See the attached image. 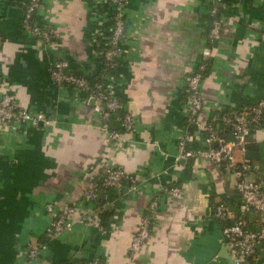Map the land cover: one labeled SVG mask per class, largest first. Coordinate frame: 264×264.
Returning <instances> with one entry per match:
<instances>
[{
	"label": "crops",
	"instance_id": "obj_1",
	"mask_svg": "<svg viewBox=\"0 0 264 264\" xmlns=\"http://www.w3.org/2000/svg\"><path fill=\"white\" fill-rule=\"evenodd\" d=\"M24 1L0 0V96L13 94L17 109L43 114L49 124L0 126V264H235L213 216L216 202L238 203L230 174L202 155L174 160L184 130L192 132V146L204 147L181 96L206 46L210 0H128L121 56L108 81L135 118L120 140L99 128L100 114L84 92L49 77L55 59L85 76L102 71L105 0H43L37 18L56 32L49 43L22 28ZM221 1L228 3L218 4L222 27L201 84V122L264 98V0ZM236 159L251 163V178L264 171V122ZM106 167L130 172L137 185L88 203L84 190ZM166 185L183 193L158 196L150 236L129 259L140 218ZM49 203L55 210L93 207L95 220L87 225L73 215L71 230L47 239ZM39 246L29 258V247Z\"/></svg>",
	"mask_w": 264,
	"mask_h": 264
},
{
	"label": "built area",
	"instance_id": "obj_2",
	"mask_svg": "<svg viewBox=\"0 0 264 264\" xmlns=\"http://www.w3.org/2000/svg\"><path fill=\"white\" fill-rule=\"evenodd\" d=\"M206 31V46L194 68L186 76L182 86V96L187 107L186 122L203 132L204 147L192 146L194 136L191 131L184 130L177 141V152L174 160L190 159L196 155L205 156L209 161L220 167L232 178V187L238 196L236 207L227 202L219 201L213 205V216L221 222V238L234 258L235 264H264V171L251 178V163L246 159L237 160L236 153L244 152L247 144L257 128L264 122V98L244 105L240 108H229L212 114L206 122L198 118L202 109L201 84L206 70V60H209L221 32L222 22L219 18L225 1L210 0ZM128 0H105L101 9L105 8L110 16V28L105 34L101 55L106 70L116 69L121 56V47L126 33L124 9ZM43 0H25L21 16L22 28L33 38L42 43H49L56 38V32L48 25L39 22L37 12L42 8ZM113 75L106 73L100 80H90L88 76L71 71L69 62L65 59H55L49 70L50 80L56 86H64L84 92L93 99V108L100 114L99 128L112 139H122L135 126V118L131 112L124 109L123 100L109 88V79ZM13 122H29L33 126L49 120L43 114H33L17 109L13 94L0 96V126ZM136 178L130 172L120 167H106L98 177L92 178L83 193L88 203H95L99 196L111 190L117 194L135 189ZM183 193L179 185L162 186L158 195L151 200L140 218L138 228L128 247L127 257L133 259L144 246L150 236L152 214L158 206V196H177ZM93 207L81 210L74 204L64 205L59 210L54 205H46L50 216L45 230L47 239H51L72 229L71 216L78 215L79 221L90 225L95 216ZM252 216L254 220L250 221ZM99 232L106 231L103 225H98ZM43 247V246H42ZM39 247H29L28 257L35 258ZM86 264H102L98 259H92Z\"/></svg>",
	"mask_w": 264,
	"mask_h": 264
},
{
	"label": "trees",
	"instance_id": "obj_3",
	"mask_svg": "<svg viewBox=\"0 0 264 264\" xmlns=\"http://www.w3.org/2000/svg\"><path fill=\"white\" fill-rule=\"evenodd\" d=\"M100 58H101V63H102V71H101L98 75H96V76H88V78H89L90 80H100L101 77H102V75L106 74L107 72L110 73V74H112V73L115 72V69L106 70V68H105V64H104L103 56L101 55ZM205 63H207V60H206ZM206 69H207V64H206ZM205 72H206V70H205ZM77 74H81V73H77ZM204 76H205V74H204ZM181 99H182V100H181L182 103L184 104V102H185V98H184L183 96H181ZM215 113L217 114L218 112H215ZM98 200H100V198H98ZM98 200H97V202H99Z\"/></svg>",
	"mask_w": 264,
	"mask_h": 264
},
{
	"label": "water",
	"instance_id": "obj_4",
	"mask_svg": "<svg viewBox=\"0 0 264 264\" xmlns=\"http://www.w3.org/2000/svg\"><path fill=\"white\" fill-rule=\"evenodd\" d=\"M91 101L93 102V99H91Z\"/></svg>",
	"mask_w": 264,
	"mask_h": 264
}]
</instances>
